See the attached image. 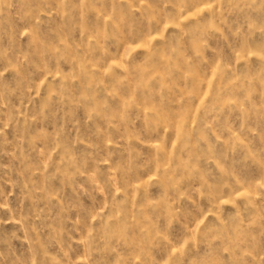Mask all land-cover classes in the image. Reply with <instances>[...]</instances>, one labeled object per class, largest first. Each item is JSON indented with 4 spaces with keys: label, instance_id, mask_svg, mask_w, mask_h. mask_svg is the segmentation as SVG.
Here are the masks:
<instances>
[{
    "label": "rangeland",
    "instance_id": "obj_1",
    "mask_svg": "<svg viewBox=\"0 0 264 264\" xmlns=\"http://www.w3.org/2000/svg\"><path fill=\"white\" fill-rule=\"evenodd\" d=\"M0 264H264V0H0Z\"/></svg>",
    "mask_w": 264,
    "mask_h": 264
}]
</instances>
